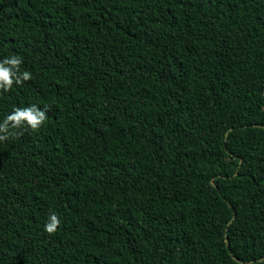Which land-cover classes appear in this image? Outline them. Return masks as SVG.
I'll return each instance as SVG.
<instances>
[{"label":"trees","instance_id":"trees-1","mask_svg":"<svg viewBox=\"0 0 264 264\" xmlns=\"http://www.w3.org/2000/svg\"><path fill=\"white\" fill-rule=\"evenodd\" d=\"M14 55L0 264H264V0H0Z\"/></svg>","mask_w":264,"mask_h":264},{"label":"clouds","instance_id":"clouds-1","mask_svg":"<svg viewBox=\"0 0 264 264\" xmlns=\"http://www.w3.org/2000/svg\"><path fill=\"white\" fill-rule=\"evenodd\" d=\"M20 64V58L15 55L0 60V89L7 91L14 82L19 85L22 81L30 79L31 74L29 72H20ZM44 121V110L38 108L35 104L29 107L15 108L11 114L7 115L3 121L0 122V141L8 139L11 134L10 128L15 129L26 122L27 126L36 130ZM59 223L60 220L57 215L55 213L50 214L47 223L44 225V230L48 233H53Z\"/></svg>","mask_w":264,"mask_h":264}]
</instances>
